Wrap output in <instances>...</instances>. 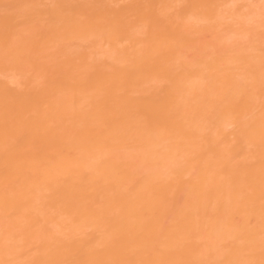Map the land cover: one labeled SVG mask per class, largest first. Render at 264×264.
I'll list each match as a JSON object with an SVG mask.
<instances>
[{
  "label": "bare ground",
  "instance_id": "1",
  "mask_svg": "<svg viewBox=\"0 0 264 264\" xmlns=\"http://www.w3.org/2000/svg\"><path fill=\"white\" fill-rule=\"evenodd\" d=\"M0 264H264V0H0Z\"/></svg>",
  "mask_w": 264,
  "mask_h": 264
}]
</instances>
